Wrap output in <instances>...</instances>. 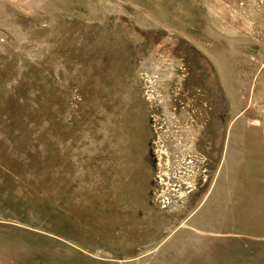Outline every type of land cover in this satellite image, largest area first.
Returning <instances> with one entry per match:
<instances>
[{
  "label": "rangeland",
  "instance_id": "374dc122",
  "mask_svg": "<svg viewBox=\"0 0 264 264\" xmlns=\"http://www.w3.org/2000/svg\"><path fill=\"white\" fill-rule=\"evenodd\" d=\"M0 264H264V0H0Z\"/></svg>",
  "mask_w": 264,
  "mask_h": 264
},
{
  "label": "flooded vegetation",
  "instance_id": "af4514ba",
  "mask_svg": "<svg viewBox=\"0 0 264 264\" xmlns=\"http://www.w3.org/2000/svg\"><path fill=\"white\" fill-rule=\"evenodd\" d=\"M215 86H217L216 82L214 84V87H212V90H214V91H215ZM214 94H215L214 108H213L212 112H210V117L212 118V123H211L212 130H213L212 134L214 135L213 137L215 140L214 148H217L220 144V141H221L222 136H223V132H224L226 125H227V118L229 116V111H228V108L226 106V102H225L223 96H221L220 93H217V92ZM209 128H210V126H209ZM214 148H213V155L210 152V155L213 157H215V149ZM157 159H158V157L156 156L154 158V161H155L154 165L155 164L161 165V163H159V161ZM155 170L157 171L158 167H155Z\"/></svg>",
  "mask_w": 264,
  "mask_h": 264
}]
</instances>
